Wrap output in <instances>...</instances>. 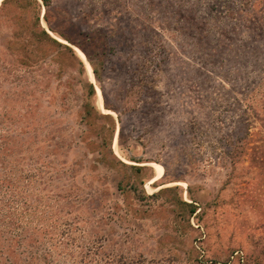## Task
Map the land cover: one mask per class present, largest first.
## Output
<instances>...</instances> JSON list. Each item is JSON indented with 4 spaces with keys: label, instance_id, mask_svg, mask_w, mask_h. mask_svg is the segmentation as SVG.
Returning a JSON list of instances; mask_svg holds the SVG:
<instances>
[{
    "label": "rangeland",
    "instance_id": "374dc122",
    "mask_svg": "<svg viewBox=\"0 0 264 264\" xmlns=\"http://www.w3.org/2000/svg\"><path fill=\"white\" fill-rule=\"evenodd\" d=\"M8 196L17 264H264V0H0Z\"/></svg>",
    "mask_w": 264,
    "mask_h": 264
},
{
    "label": "trees",
    "instance_id": "16d2710c",
    "mask_svg": "<svg viewBox=\"0 0 264 264\" xmlns=\"http://www.w3.org/2000/svg\"><path fill=\"white\" fill-rule=\"evenodd\" d=\"M44 38L47 43H52L55 45L65 46L61 44L56 39L51 37L44 29L41 28L40 31L34 32V40L39 42V38ZM41 49V48H39ZM81 67V64H80ZM82 70V67L80 68ZM88 94L93 93V88L91 84L88 83ZM13 183L14 179H10L7 181V184ZM1 198L0 199V258H2V264H17L16 260L22 254L26 253V248L24 245V235L26 234V228L21 224L23 212L16 209V202L22 203V197H16L18 199L9 198ZM38 230H36L37 232ZM16 245L19 248V253L17 259H14V250L11 249V246Z\"/></svg>",
    "mask_w": 264,
    "mask_h": 264
},
{
    "label": "bare ground",
    "instance_id": "6f19581e",
    "mask_svg": "<svg viewBox=\"0 0 264 264\" xmlns=\"http://www.w3.org/2000/svg\"><path fill=\"white\" fill-rule=\"evenodd\" d=\"M80 55L83 56L81 52H80ZM88 67H89V66H88ZM89 71H90V70H89Z\"/></svg>",
    "mask_w": 264,
    "mask_h": 264
}]
</instances>
